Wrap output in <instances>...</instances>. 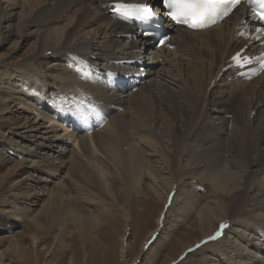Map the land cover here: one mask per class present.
<instances>
[{
    "label": "bare ground",
    "instance_id": "bare-ground-1",
    "mask_svg": "<svg viewBox=\"0 0 264 264\" xmlns=\"http://www.w3.org/2000/svg\"><path fill=\"white\" fill-rule=\"evenodd\" d=\"M112 1L119 0H11L8 4L0 0L2 41L15 36L18 43H14V49L17 50L20 44L22 48L32 40L26 49V61L19 62L15 73L7 74V80L14 87L28 86V93L23 92L26 99L21 100L20 105L37 114L26 121L15 119V126L19 131L26 128L25 132H38L33 135L36 141L47 139L38 136L44 121L48 123L47 128L53 129L47 140L48 147L37 146L38 152L29 153L38 160L25 158L17 161L13 168L14 175L20 176L14 188L27 190L16 193L13 204L17 219L30 217V210L21 207L17 199L48 196L42 209L30 217L37 229L41 228L40 218L44 216L59 225L64 233L69 223L81 234L88 232L102 225L104 217L111 213V206L120 205L114 192L116 186L121 184L124 191L135 190L138 195L144 192V172L149 166L147 168L162 174L165 191L157 195L167 208L160 212L159 225L149 231L148 237L162 232L167 238L169 231L163 227L166 217L180 225L200 207L202 223L208 226L203 236L208 242L204 241L200 248L208 253L204 264H264L260 258L255 260L256 248L248 244L251 237L264 240V77L246 81L236 78V72L231 70L221 75L230 63V55L247 43L234 38V25L242 13L235 12L222 25L207 30L180 28L172 35L169 51L161 48L148 52L142 51L139 36L135 37L130 25L111 18L108 3ZM139 1L152 3L154 0ZM83 29H88L92 38L80 37ZM103 51L118 55L107 59L106 55L110 54ZM144 53L150 55V69L167 66L163 74L177 83L178 92H172L166 85L162 88L165 93L154 94L146 80L136 92L120 96L128 91L124 83L137 74L122 69L118 72L111 67L112 71H107L106 76H100L99 67L83 60L87 57L95 65L106 63L109 67L113 59L144 60ZM170 55L172 58H168ZM10 56H0V61L6 62ZM41 68L51 75L42 73ZM30 71L39 73V78L34 74L36 78L29 79ZM135 72L141 74L139 69ZM45 93L49 95L43 99ZM85 103L104 118V130L111 131V135L91 131L79 137V132L83 131H73L65 124L89 119L78 108ZM99 105L103 108L99 109ZM7 107L9 101L0 98V109L7 111ZM118 108L123 112H117ZM3 124L7 126L9 122ZM62 135L74 140L80 151L79 156L75 149L67 160L70 164L67 174L73 181L68 185L66 179H52L56 175L52 171L61 170L55 160L65 163L63 156L52 157L56 151L46 155L57 147L54 143L64 141L59 139ZM13 149L19 153L18 149ZM150 151H153L151 156ZM1 153L0 164L8 163ZM154 157L163 159L168 169L166 176L152 160ZM29 181L34 184L31 191L26 187ZM192 183L197 187L204 185L202 190L215 195L220 205L227 204L230 198L233 203L220 210L210 201L198 199ZM93 205H99L100 210L96 212L91 208ZM124 215L129 218L130 212L126 210ZM222 222L226 225L222 235L209 240ZM229 232L235 234L238 244L236 239L228 240ZM127 246L128 243H123V253ZM260 252L264 253V249Z\"/></svg>",
    "mask_w": 264,
    "mask_h": 264
},
{
    "label": "rangeland",
    "instance_id": "rangeland-1",
    "mask_svg": "<svg viewBox=\"0 0 264 264\" xmlns=\"http://www.w3.org/2000/svg\"><path fill=\"white\" fill-rule=\"evenodd\" d=\"M3 1L4 3L8 4L11 0ZM34 29L38 30L36 28ZM34 29L33 31L35 32ZM87 30L88 29H83L80 33V37L85 39L92 38V34L89 33V30ZM15 39L16 37L13 36L6 41H2V37L0 35V56L11 55L8 57V61H0V76L5 75L1 76L2 78L4 77L3 79L0 78V98L2 100L9 101V107L6 108L7 111L0 109V153L2 152L1 156L5 161H8V163L3 162L4 164H0V264H204V260H208V253L202 252L203 250L200 248L203 246L202 243L205 241L203 236L208 226L202 223V218L199 215L200 207H197L196 210H193L190 218L188 220L182 221L180 225L175 223L173 219L166 217L167 219L165 218V222H163L165 226L163 225V227L166 228V231H169L167 238H165L162 232H157L159 235L155 233L153 236L148 237L149 231L155 229L157 224L159 225L158 220L160 212L165 211L167 208L165 205L163 206V204L160 203V197L157 195V193L165 191L163 180L160 178L162 174H158L152 170V168H147L149 166L146 167L144 172V192L138 195L137 191L135 190L130 193L124 191L121 188V184L116 186L114 188V192L120 201V205L115 204V206H111V211H109L111 213L109 216L104 217L102 225L95 227V229H91L88 232L85 230L81 234L79 229L73 223H69L67 225V231L64 233L62 230H60L59 225H56L55 222L49 221V219L44 216L40 218L41 228L37 229L35 224L30 221V217L42 209V205L48 196H42L40 198H35L32 196L33 198L31 200H27L26 198L23 201L17 199L21 207L23 206L26 207L27 210H30V217L20 220L17 219L16 213L14 212L16 209L14 208L13 204L16 202V193L23 191L26 193L27 190H22L23 188H18L16 190V188H14L13 184L15 181L20 179V176L14 175L13 168H15V165L18 163L17 161L25 158L28 161H31L32 158H36L35 160H38L37 157H32L29 153L38 152L37 146H40L42 149L47 148V140L48 137L52 136L53 129L47 128L46 126H48V123L42 120L44 123H41V131L39 133L40 135L38 136H42L47 139L38 137L40 140L36 141L33 135L38 132H25L26 128H24L22 131H19V129H17L15 126V122L19 118H22L23 121H26L33 119L37 114L36 111L32 110L31 112V110L25 109L22 105H20V101H24V99H26L25 95H23V92L25 94L28 93V86L24 84L21 87H14L15 85H10L9 81L7 80V74L11 72L15 73L14 68H16V65L19 64V62H22L24 59L26 61V49L32 41H27L22 48L21 46H23V44H20V47L16 50L14 49V45L18 43V40ZM113 50L114 49H112L111 52ZM88 52L91 53L92 51L89 50ZM103 54H110L108 56L106 55L105 58L107 59L109 57L110 59L113 57L116 58L118 55H111V53H107V51H103ZM171 56L172 55H170L168 58ZM87 59L88 58L85 57L83 60L89 65H94L97 68H100V76H106L109 71H112V68L117 69L115 71L118 72H121V69L122 71L130 70L128 67H126V69L120 66V68L117 67V64H124L121 62V59H113V61H116L117 63L112 62L110 65H108L109 67H107V65L105 66L106 63L102 65L96 63L98 65L97 66L95 65V62L92 63V61L89 59L87 61ZM40 70L42 73L45 72L48 75H51V72H46L45 68H41ZM165 70H167V66L158 65L150 72L147 78V84L150 90L152 92L154 91V94L165 93L166 90L162 88L166 85H168L170 89L172 88V92L176 93L179 91L177 83L175 84L171 82L173 79L168 75L165 76L163 74ZM160 72H162V75H160ZM27 74L29 79L36 78L34 77L35 73L33 74L31 71ZM35 76H37L36 79H38L40 74H35ZM128 93L130 92L127 91V93H124L120 96L128 95ZM48 95V93H45L42 96L43 99ZM74 104L75 103H72V105ZM85 104H82L84 107L77 106L79 111L83 112L84 114L94 115V107L92 108L91 105L87 103ZM89 106L91 107V110ZM98 107L99 109L103 108L102 105H99ZM212 110L215 111V108H212ZM117 112H123V110L118 108ZM128 115L130 116L129 112ZM88 118L90 119L89 116ZM6 121L9 122V125L7 126L3 124V122ZM102 127L103 125L99 128H94L92 131H105L107 135L112 134L111 131L104 130V127L102 130H100ZM58 129L57 130L59 132L60 128L58 127ZM46 131L51 132L47 133ZM61 133L65 134V132ZM90 133L91 132H81L79 137L88 135ZM59 139L60 141L61 139L64 141H61L62 143H54V145L57 147L53 148L52 151H49L50 153L48 152L46 155L48 157L51 153L55 154L56 151V155L52 157H58L60 154L63 156L62 159H64L65 163L61 164V159L55 160L56 163H59L61 166V170H59L60 172H57L58 174L52 171L53 175L56 174L52 179L53 181H65L66 179L68 182L65 181V184L68 185L73 183V181L68 176L69 174H67L70 171V169H68L70 164L67 160L70 159L72 153L77 147L74 144V140L67 137L64 138L63 135ZM137 142H139V140ZM144 144L142 147L139 145L142 151L145 150ZM13 148L18 149L19 153L16 154ZM48 150L50 149L48 148ZM41 152L43 153L44 150H41ZM76 153L80 156V151L78 149H76ZM152 153L153 151L148 152L150 156L153 155ZM152 160L156 162V165L161 168L166 176V174H168V169L164 161H162L163 159L154 157ZM50 162L54 161L50 160ZM27 175L28 174L25 176ZM31 185L34 186L33 182L29 181L28 186H26L29 187L30 191L33 189ZM202 186L197 187L195 183H192L191 188L193 191L196 190L195 193L197 194L198 199L201 198L200 200H204L206 202L210 201L220 210L230 207V205L233 203L230 198L227 201V204L224 206L220 205L215 195L209 193V191H203ZM205 186L208 185L206 184ZM73 194L76 193L74 192ZM181 199L179 201H181ZM31 201L35 202L31 204ZM98 207L99 205L96 207L93 205L91 208H94V210L98 212V210H100ZM126 210L130 212L129 218L124 215ZM218 230H215L213 235H215ZM247 233L245 234L247 235ZM227 238L228 240H237V238H235V234L232 232L228 233ZM249 240L250 243L248 244L251 247L256 248V251H254L257 255L255 260L258 261L260 258L264 261V253L260 252L264 249V240L259 241L254 237H251ZM123 243H128L124 253L121 251ZM236 243L238 244V240Z\"/></svg>",
    "mask_w": 264,
    "mask_h": 264
},
{
    "label": "snow or ice",
    "instance_id": "snow-or-ice-1",
    "mask_svg": "<svg viewBox=\"0 0 264 264\" xmlns=\"http://www.w3.org/2000/svg\"><path fill=\"white\" fill-rule=\"evenodd\" d=\"M236 2H238V0H162V3L166 9H168L170 6H175L181 15L187 17V19L183 22L188 24L189 27L195 29L204 27L210 21L216 20L222 13H227L229 5ZM147 7L149 13L154 14L151 12L150 6ZM114 11L125 17L133 14L130 6L120 2H117L114 5ZM169 15L172 16L175 15V13L170 12ZM164 43V39L159 41V44L161 45ZM237 55L240 54L238 53ZM235 59L236 57L234 56L233 60ZM225 227L226 225L222 223L216 234L212 237H209V240L219 238L222 235L223 229ZM157 235H159V233H157ZM207 242L208 241H205L204 243Z\"/></svg>",
    "mask_w": 264,
    "mask_h": 264
}]
</instances>
